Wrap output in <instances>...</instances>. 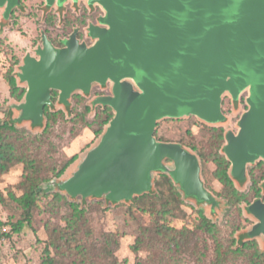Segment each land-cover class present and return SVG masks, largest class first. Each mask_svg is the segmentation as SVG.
<instances>
[{"label": "water", "instance_id": "obj_1", "mask_svg": "<svg viewBox=\"0 0 264 264\" xmlns=\"http://www.w3.org/2000/svg\"><path fill=\"white\" fill-rule=\"evenodd\" d=\"M45 1L62 6L68 0ZM87 1L104 10L102 25L88 28L94 43L80 42L74 31L56 47L44 33L36 56L27 53L20 65L24 97L9 105L13 123L39 127L45 106L53 105V90L68 109L73 93L112 83L111 95L94 99L114 111L98 142L69 176L46 188L58 187L72 199L117 202L150 191L154 173L161 172L186 197L214 210L219 201L204 185L199 156L178 142L158 141L154 133L168 117L221 122L224 94L238 101L246 91L248 108L239 130L225 134L224 153L238 181L246 179L249 164L264 161V0ZM20 5L0 0L3 18ZM247 211L257 219L247 238L264 239V200L248 204Z\"/></svg>", "mask_w": 264, "mask_h": 264}, {"label": "rangeland", "instance_id": "obj_2", "mask_svg": "<svg viewBox=\"0 0 264 264\" xmlns=\"http://www.w3.org/2000/svg\"><path fill=\"white\" fill-rule=\"evenodd\" d=\"M87 2V0H78L74 3L73 0H68L67 6L58 10L53 8V10L47 12L45 0H22V4L16 9L17 12L11 19L7 20L3 18L4 8H0L1 118L5 117L10 103L19 102L10 97V86L6 79L7 73L12 70L19 80L18 72L24 56L27 53L36 56V48L41 44L42 32H46L56 40L66 37L77 25L81 31L85 32L84 26L88 24L89 20H94L92 14L86 13ZM94 6L97 9L94 14L104 12L101 6L97 4H94ZM66 8L67 12H64ZM53 11L59 12L60 17L57 14H52ZM84 13H86V18L83 19L82 14ZM5 31L6 34H4ZM20 85L26 87V84L22 82H20ZM102 88L106 89L105 91L110 90L112 83L102 86ZM98 92H101V90L95 84L93 90L88 94L80 91L73 93L70 97L71 109L75 113H80L86 105H90L97 107V110H99L102 104L94 103ZM246 95L247 92L245 91L240 95L238 101L233 102L228 93L224 94L222 110L225 119L221 122L207 123L194 115L180 118H163L157 123L156 137L163 141L178 142L196 155H198L197 149L200 146H204L205 149L210 151L213 149V144L209 140L211 126L222 127L225 134L228 131L236 133L239 130L238 121L246 108L244 103ZM56 100L57 102L54 103L56 108L70 112V107L67 109L59 102L58 95ZM13 115H17L15 110H13ZM82 125L81 121L59 117L53 121L51 128L46 133L43 132L41 127H31L29 122L21 123L19 128L24 129L21 130L22 134H37L41 138L46 171L49 172L50 176L52 175L50 171L52 166L58 167L68 157L78 154L77 162L70 168L69 174L65 175V178L71 174L85 151L97 143L102 135L95 137L92 130L89 128L82 129ZM78 132H80V135L75 137ZM193 145L196 146V150L192 148ZM199 159L204 185L219 201V205L212 210L210 204H199L195 199L184 195L183 209L186 214L181 218L172 219L171 225L177 228L185 227L190 231L194 230L200 218L199 211L217 223L216 233L224 246L231 243L233 231L239 239H247L248 231L257 222V219L247 211V205L256 199L264 200L263 186L259 193L253 187V179L257 180L256 186L258 187L264 181L263 166H254L258 161L249 164L247 167V180L242 184L236 180L237 186L241 191L247 193L249 200V202H242L238 209L217 194L221 190L222 184L212 175L213 170L216 168L215 163L203 161L200 156ZM165 164L172 165L171 162H165ZM24 173L25 166L20 163L0 175V221L2 222H7L9 219L12 221L17 220L18 209L9 193L13 192L16 195L21 193L19 182L22 180ZM160 173H154L153 183L160 178ZM48 184L49 182H46L43 185L46 187ZM178 187L180 186L178 185ZM48 189L51 192L55 190V187L51 186ZM74 200L89 205L90 211L86 215L84 229L87 231L90 229V241L101 248L102 245H105L104 235L108 233L114 235V238L119 241V247L117 248L115 244L107 243L111 249H114L118 264H212L215 258L214 238L211 234L201 230L195 232L198 233L197 236L190 235L188 244L179 249H171L167 242L152 236L150 232L143 236V241L141 240L138 244L142 227L150 229L152 225L160 220L150 211L143 212L136 207L131 208L132 199L111 202L104 198L82 199L77 197ZM42 204L43 211H34L30 225L26 224L20 232H11L9 236L0 239V264L41 263L43 248L48 237L45 223L52 221L64 225V220L61 217L63 214L70 212L66 205L60 206L59 213H54L46 208L48 205L45 204V199L42 200ZM239 225L240 229L235 230ZM0 228L2 231H10L11 226L5 224ZM254 239H256L260 249L264 250L263 236L260 235ZM134 245L138 246L137 250L134 249ZM223 264H249V262L246 256H233Z\"/></svg>", "mask_w": 264, "mask_h": 264}, {"label": "trees", "instance_id": "obj_3", "mask_svg": "<svg viewBox=\"0 0 264 264\" xmlns=\"http://www.w3.org/2000/svg\"><path fill=\"white\" fill-rule=\"evenodd\" d=\"M6 79L10 86V97L21 101L26 92V87L20 85L12 70L7 73ZM57 95L58 92L53 91V105L45 106L44 122L39 126L44 133L51 128L53 121L59 117H66L81 121L83 123L82 129L89 128L97 137L103 133L106 125L114 116L113 109L107 105H100L99 110H97V107L86 105L80 113H75L70 107V112H66L56 108L54 103L57 102ZM19 126L21 124L11 121L9 109L5 117H0V175L16 164L22 163L25 166V173L19 182L21 193L19 195L13 192L9 193L18 209L17 220L0 221V227L5 224L11 226L10 231H2L0 228V239L9 236L11 232H20L26 224L30 225L34 211H43L42 200L45 199L48 210L59 213L60 206L66 205L70 212L63 214L61 217L64 220V225L52 221L45 223L48 237L43 248V258L40 264H118L114 249L107 245V243H113L116 248L119 247V241L114 238V235L105 234V245L100 248L90 241V229L88 231L84 229L86 215L90 211L89 205L75 201L58 187L50 192L43 185L54 179H63L65 175L69 174L70 168L77 162L78 154L68 157L58 167L52 166L50 168L52 175L50 176L49 172L46 171L41 138L37 134H22L21 130L24 129H20ZM78 135H80V132L76 133L75 137ZM209 140L213 144V149L210 151L205 149L204 146L197 149L193 145L192 148L197 149L198 155L203 161L215 163L216 168L213 170L212 175L222 184V188L217 194L222 196L227 203L239 209L242 202H249V200L247 193L241 191L231 173V162L224 153L225 133L223 128L211 126ZM257 165L264 168V161L260 160L254 164V166ZM160 175V178L154 181L150 191L135 195L130 203L131 208L136 207L143 212L150 211L160 220L152 225L150 229L142 227L138 244L141 240L143 241V236L150 232L152 236L167 242L171 249H179L188 244L190 235L197 236L198 233L195 232L201 230L211 234L214 238L215 258L212 264H223L233 256H246L249 264H264V250L260 249L256 239H239L233 231L231 243L224 246L216 233L217 223L202 212L198 211L200 218L194 230L190 231L185 227L177 228L171 225L172 219L181 218L186 214L183 209L184 194L169 175L165 173H160ZM246 180L247 177L239 183L242 184ZM256 184L257 180L253 179V187L259 193L264 181L259 187ZM239 229L240 225L235 230L238 231ZM133 247L137 250L138 246L134 245Z\"/></svg>", "mask_w": 264, "mask_h": 264}, {"label": "flooded vegetation", "instance_id": "obj_4", "mask_svg": "<svg viewBox=\"0 0 264 264\" xmlns=\"http://www.w3.org/2000/svg\"><path fill=\"white\" fill-rule=\"evenodd\" d=\"M74 2V1H73ZM20 3L22 4V0H20ZM75 3V2H74ZM64 6H67V2H65L62 6H58V5H52V6H49V5H47V3H46V1H45V7H46V9H48L47 10V12H49L50 10H53V8H55L54 10H58V9H60V8H62V7H64ZM20 6H17V7H15L13 10H12V12H11V14H10V16H9V18L8 19H11L12 18V16L17 12V8H19ZM68 8V7H67ZM67 8H66V10L64 11V12H67ZM86 8H87V14H92L93 16H94V20H89L88 21V24L86 25V26H84V29H85V32H83V31H81V29H80V27L77 25L74 29H73V31L71 32V33H69L66 37H63V38H60V39H58V40H56V39H54V38H52V37H50L46 32H42L41 33V44L38 46V47H40V46H42V44H43V38H42V36H43V34L45 33L46 35H47V37L52 41V43H53V45L54 46H56V47H63L64 46V40L65 39H67V38H69L70 36H71V34L74 32V31H76V36H77V38L79 39V41L80 42H85L88 46H90V45H92L93 43H94V39H92L90 36H89V33H88V28H89V26L90 25H92V24H96V25H102L101 23H100V17L102 16V15H104V12L102 13V12H100L99 14H94L95 12H96V8H95V6H94V4H89L88 2L86 3ZM86 13H84V14H82V18L84 19V18H86ZM52 14H57L59 17H60V13L59 12H57V11H53V13ZM83 19H82V21H83ZM7 31L8 32H10V30L9 29H7ZM37 47V48H38ZM36 48V49H37ZM110 82H107L106 83V85H99V84H97L98 86H99V89L101 90V92H98L97 94H96V96L98 97V96H102V95H111L112 94V92H111V89L110 90H107V91H105L106 89H103L102 88V86H107L108 84H109ZM105 88V87H104ZM27 89V88H26ZM93 90V87H92V89H91V91ZM104 90V91H103ZM53 91H57V90H53ZM53 91H52V93H53ZM90 91V92H91ZM58 92V91H57ZM230 98H231V101H233L234 102V100L232 99V97L230 96ZM239 100V99H238ZM240 101H241V99H240ZM244 103H245V106H246V108H245V111L247 110V108H248V106H247V104H246V98H244ZM223 104H224V102H222V108H223ZM234 105V104H233ZM244 111V112H245ZM156 132V131H155ZM154 136L156 137V135H155V133H154ZM156 139L158 140V141H162V142H170V141H163V140H161V139H159V138H157L156 137ZM165 162H170V160L169 159H165L164 160V163Z\"/></svg>", "mask_w": 264, "mask_h": 264}, {"label": "crops", "instance_id": "obj_5", "mask_svg": "<svg viewBox=\"0 0 264 264\" xmlns=\"http://www.w3.org/2000/svg\"><path fill=\"white\" fill-rule=\"evenodd\" d=\"M4 34H6V31H5V33Z\"/></svg>", "mask_w": 264, "mask_h": 264}]
</instances>
